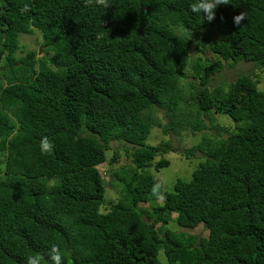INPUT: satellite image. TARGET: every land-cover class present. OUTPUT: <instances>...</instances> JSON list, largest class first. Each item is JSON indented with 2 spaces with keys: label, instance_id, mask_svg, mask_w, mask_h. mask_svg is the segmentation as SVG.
Wrapping results in <instances>:
<instances>
[{
  "label": "trees",
  "instance_id": "1",
  "mask_svg": "<svg viewBox=\"0 0 264 264\" xmlns=\"http://www.w3.org/2000/svg\"><path fill=\"white\" fill-rule=\"evenodd\" d=\"M194 2L0 0V264L38 253L51 264L53 245L63 264H162L160 252L167 264H264V92L257 73L209 82L228 64L264 71V0H227L211 22L191 11ZM218 25L222 37L199 42L215 60L194 59L186 92L190 35ZM35 33L40 56L21 43ZM153 128L201 138L179 152L169 138L147 144ZM44 136L51 154L40 151ZM112 142L130 146V167L111 173L119 198L102 212L98 167ZM168 153L202 160L188 180L161 187L160 202L149 170L168 167ZM171 222L203 225L206 236L183 239Z\"/></svg>",
  "mask_w": 264,
  "mask_h": 264
},
{
  "label": "rangeland",
  "instance_id": "2",
  "mask_svg": "<svg viewBox=\"0 0 264 264\" xmlns=\"http://www.w3.org/2000/svg\"><path fill=\"white\" fill-rule=\"evenodd\" d=\"M225 33V29L223 25L213 26V27H205L197 31H193L190 35L193 40L192 47L190 49V57L188 60V66L185 68L184 77L180 81L181 86L185 89V91H189L190 82H194L192 79L193 70L189 65H192L194 59L197 57H201L202 59L208 58L211 61L215 60V57L209 52L207 47L205 51H199V42L202 39H210L217 40L223 36ZM40 36L38 33L33 35L21 36V43L24 48V52L28 50H38V55L40 56ZM253 64V63H252ZM250 63L239 62L233 66L225 65L221 71H219L216 75L212 76L209 80L211 81V85H223L229 82H232L236 79L237 75L241 73L244 74H255L257 73L256 80L258 81L257 88L259 91L264 92V71H259L255 66ZM156 117L161 120L162 124H167L168 120L164 117L163 113L156 114ZM216 122L221 124L222 126L230 127L232 129L233 122L225 115H218L216 117ZM211 131H206L204 134L209 135ZM222 136H226L224 132ZM172 139L173 147L178 148L179 152H182L184 149L190 148L191 146L197 144L201 138V133H198L197 136L190 134V132H182L179 136L172 135L164 136L160 128H153L150 132V135L147 138L146 143L150 145H157L162 141H166L167 139ZM130 149V146L123 142H112L111 150L106 152L107 161L98 167L101 176L105 182V195H104V204L102 205L101 211L105 212L106 209L119 198V188L113 187L110 183L111 173L114 171L122 170L124 168L130 167V161L127 158V151ZM116 155V156H115ZM115 159L111 162L112 158ZM170 164L168 167L160 169L158 172H155L154 169H150L149 172L154 174L155 180L161 185L164 191H170L175 180L177 178H182L188 180L192 171L198 166L199 162L202 160L200 155H197L192 159H184L181 154L177 153H168L164 156ZM158 160V159H157ZM147 204H140L139 207H146ZM175 217L174 214H172ZM145 219V218H144ZM146 220V219H145ZM173 234L186 239L188 235L187 232L193 233V235L197 237L206 236V232L203 229V225H199L194 230L184 229L177 227L175 223H169L166 227ZM158 260L162 262V264H167L166 259L162 252L158 254Z\"/></svg>",
  "mask_w": 264,
  "mask_h": 264
},
{
  "label": "clouds",
  "instance_id": "3",
  "mask_svg": "<svg viewBox=\"0 0 264 264\" xmlns=\"http://www.w3.org/2000/svg\"><path fill=\"white\" fill-rule=\"evenodd\" d=\"M92 4H96L98 6H102L104 8L109 7V0H85V6H90ZM227 4V0H195L189 7L194 13H202L204 18L211 22L215 18V10L218 5ZM30 10V6L25 4L20 11L27 12ZM246 18V14L244 12H240L239 14L233 17V24L238 26L244 21ZM39 148L42 154H51L53 152L54 145L52 141L49 140L47 136H44L39 141ZM152 194L157 198L158 201L163 202L165 200V195L161 191V185L155 184L153 185ZM51 264H63V253L58 245H53L50 248L48 253ZM26 264H48V261L44 259L42 254L30 255L27 257Z\"/></svg>",
  "mask_w": 264,
  "mask_h": 264
}]
</instances>
